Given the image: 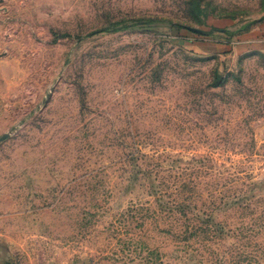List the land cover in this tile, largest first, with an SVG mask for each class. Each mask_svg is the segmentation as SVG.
Segmentation results:
<instances>
[{
	"label": "rangeland",
	"instance_id": "1",
	"mask_svg": "<svg viewBox=\"0 0 264 264\" xmlns=\"http://www.w3.org/2000/svg\"><path fill=\"white\" fill-rule=\"evenodd\" d=\"M0 264H264V0H0Z\"/></svg>",
	"mask_w": 264,
	"mask_h": 264
},
{
	"label": "water",
	"instance_id": "2",
	"mask_svg": "<svg viewBox=\"0 0 264 264\" xmlns=\"http://www.w3.org/2000/svg\"><path fill=\"white\" fill-rule=\"evenodd\" d=\"M191 29H192L193 31H196V32H199V33H204V31L201 30V29H197V28H193V27H191ZM6 137H7V135L3 136L1 139H4V138H6Z\"/></svg>",
	"mask_w": 264,
	"mask_h": 264
}]
</instances>
